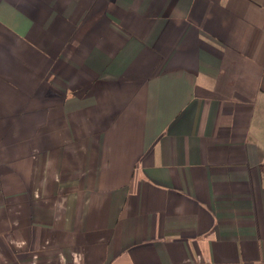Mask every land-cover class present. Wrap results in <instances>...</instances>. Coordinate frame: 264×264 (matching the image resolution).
Segmentation results:
<instances>
[{
  "label": "crops",
  "instance_id": "obj_1",
  "mask_svg": "<svg viewBox=\"0 0 264 264\" xmlns=\"http://www.w3.org/2000/svg\"><path fill=\"white\" fill-rule=\"evenodd\" d=\"M0 264H264V0H0Z\"/></svg>",
  "mask_w": 264,
  "mask_h": 264
}]
</instances>
